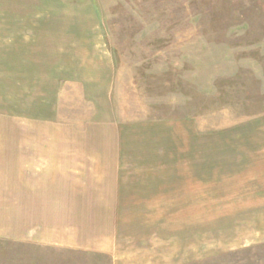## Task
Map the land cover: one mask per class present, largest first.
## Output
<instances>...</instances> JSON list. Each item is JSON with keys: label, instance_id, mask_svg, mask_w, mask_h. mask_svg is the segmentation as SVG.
I'll return each instance as SVG.
<instances>
[{"label": "rangeland", "instance_id": "rangeland-1", "mask_svg": "<svg viewBox=\"0 0 264 264\" xmlns=\"http://www.w3.org/2000/svg\"><path fill=\"white\" fill-rule=\"evenodd\" d=\"M78 27L112 54L117 114L155 110L180 124L177 138H154L156 157L173 164L132 170L170 184L163 215L132 210L95 251L50 245L60 218L36 215L26 199L49 174L41 149L95 114L74 74ZM83 52L79 63L94 67L98 57ZM262 155L264 0H0V264H264Z\"/></svg>", "mask_w": 264, "mask_h": 264}, {"label": "crops", "instance_id": "crops-1", "mask_svg": "<svg viewBox=\"0 0 264 264\" xmlns=\"http://www.w3.org/2000/svg\"><path fill=\"white\" fill-rule=\"evenodd\" d=\"M79 25L81 22H78ZM84 29L78 27V71L75 70L74 74L78 87L94 106L95 114L88 121L73 125L75 132H55L58 143L41 149L42 152L49 153L46 156L49 160L46 167L49 174L43 173L44 177L35 180L33 190L26 191V199L35 202L32 210L37 208L36 215L60 218V236L57 237L58 240L49 237L53 239L49 241L50 245L67 250L95 251V245H99L100 240L107 241L104 235L112 236L113 239V235L116 237V234H120L119 219L134 215L132 210L137 212L142 209L146 213H136L142 216L163 215L161 196L163 189H166L164 185L168 182H162V177L145 176L151 174L146 171H143L145 174L134 175L136 172L132 170L138 172L141 168L161 169L162 165L173 164L174 157H167V164L163 163L161 157H156L154 138H160L161 142L164 132H172L171 136L177 138L173 132H180V124L177 119L152 118L154 113L151 112L155 110L147 112L149 115L144 120L137 117L127 121L117 114L115 105L109 100L108 86L115 80L112 54L105 53L98 47L92 48L90 41L99 40V33L95 32L93 35L85 32L89 29ZM62 33L64 35L57 37L60 41L66 42L72 37L66 29ZM84 41L87 42L86 45ZM83 49L98 57V63L94 67H82L79 63L83 62ZM105 102L110 103L111 107L105 108ZM176 148L175 153L178 151V147ZM39 149L36 148L38 152ZM149 150L153 154L147 155ZM263 157L262 155L260 161ZM258 174L260 176L259 172ZM180 176L183 181L182 174ZM171 179L174 181L171 186L179 183L177 176ZM251 179L258 181L255 177ZM242 185L243 183L240 188ZM254 191L255 201H264V192L258 188ZM150 210L153 214L147 213ZM67 226L72 227V232L67 233ZM99 236L102 238L99 239ZM141 245L144 242L141 241Z\"/></svg>", "mask_w": 264, "mask_h": 264}]
</instances>
